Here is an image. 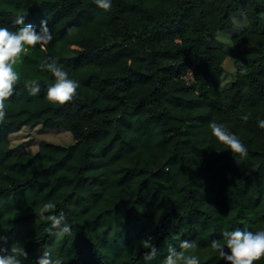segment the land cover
Here are the masks:
<instances>
[{
	"label": "trees",
	"instance_id": "obj_1",
	"mask_svg": "<svg viewBox=\"0 0 264 264\" xmlns=\"http://www.w3.org/2000/svg\"><path fill=\"white\" fill-rule=\"evenodd\" d=\"M238 11L252 29L232 34L229 51L211 45L208 36L229 30ZM21 14L37 33L46 20L53 40L13 66L19 80L0 122L5 249L23 247L22 264L48 251L56 237L38 216L46 201L56 205L46 215L63 212L72 229L54 257L61 264H151L140 245L147 238L157 254L195 241L212 253L200 264H226L213 240L264 230V31L256 28L264 0H112L107 12L95 0H0V27H21L13 26ZM228 57L235 80L222 89ZM50 58L79 83L67 104L46 99L55 78L40 65ZM211 121L247 156L218 142ZM37 125L67 131L73 143L42 141L35 153L15 154L10 135Z\"/></svg>",
	"mask_w": 264,
	"mask_h": 264
},
{
	"label": "clouds",
	"instance_id": "obj_2",
	"mask_svg": "<svg viewBox=\"0 0 264 264\" xmlns=\"http://www.w3.org/2000/svg\"><path fill=\"white\" fill-rule=\"evenodd\" d=\"M95 4L107 12L111 10L112 0H95ZM25 19L23 14L14 19L13 26H21L15 30H11L9 27H0V122L6 118L5 102L14 95L15 85L19 80L18 73L13 66L20 60L21 54L29 48L39 45L40 50L43 51L53 40L46 20L41 21V30L37 33L33 25H25ZM234 23L237 28L243 27L238 22L234 21ZM74 31L75 29H69V33ZM240 65L242 72L247 71L244 64L240 63ZM40 67L42 70L46 69L55 78V83L47 89V101L59 105L70 102L76 95L79 83L69 78L63 65L59 64L56 59L45 60ZM26 87L32 96H36L40 92L39 84L36 81L29 82ZM242 119L247 121L248 116H243ZM258 126L264 129V120H258ZM208 127L218 142L227 146L232 154L241 157L247 156L246 146L235 134L228 132L223 124L211 121ZM55 207L56 205L52 201L44 202L38 210L39 219L50 221L48 230L50 236L57 238L71 236L72 229L66 222L63 212H60L59 215H46ZM6 243L7 237L0 236V264H22L21 257L25 260L28 258L23 247L14 244L9 252L3 247ZM140 245L144 249H150V252H145L143 257L146 262L156 257L157 249L151 238L141 240ZM210 246L226 264H255L256 261L264 258V230L255 232L241 229L224 231L222 239L213 240ZM196 247L195 241L182 240L179 245L180 251L169 247L168 254L161 264H200L196 256L186 255V250ZM36 264H61V260L53 258L50 251H43Z\"/></svg>",
	"mask_w": 264,
	"mask_h": 264
},
{
	"label": "rangeland",
	"instance_id": "obj_3",
	"mask_svg": "<svg viewBox=\"0 0 264 264\" xmlns=\"http://www.w3.org/2000/svg\"><path fill=\"white\" fill-rule=\"evenodd\" d=\"M232 26L229 30L217 32L216 35L208 36L209 43L213 46H219L225 50H230V38L234 33H238L244 29H252L251 24L247 21L246 17L240 11L233 13L231 16ZM243 25L241 28H237L236 23ZM257 31H264V15L261 18V22L256 27ZM224 73L222 80V89L228 88L235 80V67L231 58H226L223 63ZM46 141L51 144L69 146L73 143V137L71 133L64 130H48L43 128L41 125L23 127L20 131L10 135L9 143L11 149L15 154H20L23 152L35 153L38 149L40 142ZM63 237L55 238L54 241L49 246L48 251L52 253L53 258L57 255ZM172 248H175L177 251H180L177 243H169ZM169 247V245H167ZM168 248L163 247L160 249L156 257L151 260V264L160 262L162 256H167ZM186 255H193L199 259V262L202 263L204 260L208 259L212 253L209 249H189L186 250ZM149 264V262H148Z\"/></svg>",
	"mask_w": 264,
	"mask_h": 264
},
{
	"label": "built area",
	"instance_id": "obj_4",
	"mask_svg": "<svg viewBox=\"0 0 264 264\" xmlns=\"http://www.w3.org/2000/svg\"><path fill=\"white\" fill-rule=\"evenodd\" d=\"M184 79H185L187 82H191V80H192L191 72H189L186 76H184Z\"/></svg>",
	"mask_w": 264,
	"mask_h": 264
}]
</instances>
